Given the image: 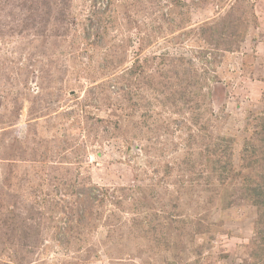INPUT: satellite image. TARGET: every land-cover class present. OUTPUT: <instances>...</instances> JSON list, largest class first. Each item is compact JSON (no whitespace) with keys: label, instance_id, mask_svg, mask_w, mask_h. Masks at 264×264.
<instances>
[{"label":"rangeland","instance_id":"1","mask_svg":"<svg viewBox=\"0 0 264 264\" xmlns=\"http://www.w3.org/2000/svg\"><path fill=\"white\" fill-rule=\"evenodd\" d=\"M250 8L238 41L231 26L220 37L222 22L205 43L183 33ZM138 47L145 71L170 78L177 57L195 61L211 90L203 140L229 138L235 172L251 160L264 0H0V264H264L263 193L252 203L231 185L227 206L196 193L202 208L177 198L181 161L204 143L191 109L172 100L174 79L158 85L163 97L123 98L114 65Z\"/></svg>","mask_w":264,"mask_h":264},{"label":"trees","instance_id":"2","mask_svg":"<svg viewBox=\"0 0 264 264\" xmlns=\"http://www.w3.org/2000/svg\"><path fill=\"white\" fill-rule=\"evenodd\" d=\"M237 1L240 2V0ZM232 8L233 6H231V9ZM248 10H250V12L248 11V15H246L244 11V16H238L235 20L230 19L231 22H229L230 13H228L219 17V21L215 20L213 23L215 26H210L211 24L208 22L203 23L201 30L198 28L199 31H196V28L190 27L189 24L188 27H190V30L183 31V33H186L187 35L190 33L193 35L197 34L199 36L197 37L198 42L200 43L203 41L205 43L207 40H209V38L217 33L215 27L216 25L220 24V22H222V28L219 32V35H221L220 37L227 35L225 33L229 26H231L232 28L236 29V31H238L234 35L230 34V36H232V39L236 37V40L238 41L246 31L247 25H249L251 21H255V14L251 8ZM228 23L229 25H227ZM185 27H187V25H183L182 29ZM233 41L234 40H229V42L226 43L227 49L232 48L233 44L237 43V41ZM141 49V47L137 48L135 53L136 58L130 65L124 66V61L119 59L114 65V69L115 67L118 68L120 65H122L119 73L117 74V79H119V81H117L118 83H123V89L121 90L123 98L124 95H126V98H131L134 95L131 90L135 88L138 90L135 93L136 95L139 93L142 95L146 94L148 91H154V98H157L159 95H164L163 90L159 88L158 85H163L165 80L170 81L174 79L175 84L177 83L179 88L176 91H171L173 95L172 100L175 98L176 93L178 100L180 101V107L182 106L183 108L191 109V122L198 127L195 136L201 135L200 138L203 140L205 135H202L201 129L203 131L208 129V126L205 125L206 122H204L206 119L204 111L205 108H207V105L210 104L209 97L211 96V90L210 88L208 91L204 90L203 85H200L204 77L201 73H199L200 71L196 67L195 61L189 57H185L184 55L177 57L175 59V61H177L176 65L173 64L171 66L176 67L173 71L175 78H170L169 76L166 77L164 74H162V72L155 74L154 72L152 73L145 71L143 66L146 64L145 62H148V58L145 56L142 59L138 58L137 52L141 51ZM178 64L180 65V70H177ZM163 77L166 78L162 82ZM205 80L206 79H204V82ZM141 82H143V86L141 85ZM170 86L173 85L171 84ZM136 106L137 103L132 104L131 108L135 109ZM258 119L261 123L259 124V129L256 133V146L255 148L249 150L247 149L248 145H246L243 149L242 159H246V161L249 159L251 160L247 161L244 167L240 166L238 168V172H235L234 168H232L231 140L229 138H225L224 136H219V134H215L214 136L211 134L209 136L210 142H205V140L201 141V143H204V149H200V147H198L195 154L191 153L194 156L188 157L186 153V156L181 162L187 165V167L181 169L180 173L178 174V177L181 179L182 183H180L178 186L179 188H177V194L179 195L177 198H189L195 202L197 208H202L203 206L199 203L201 200H197L195 198L197 195H193L199 193L198 195L200 196L202 195L201 193L207 192L208 196L206 199L204 198V200H206L204 201L205 203H213L214 201H218L222 206H227L229 203H231V201L228 199L229 195L227 193V188L236 184L241 188L242 195L245 198L249 199L252 203H256L254 199L256 191L258 190L260 194L263 193L264 195V111L261 116L258 117ZM246 153L248 154L247 156ZM196 156L200 159L198 164L194 162L196 160ZM187 163H191L192 166H189ZM244 168L246 169L245 172L243 170ZM252 178H260L261 183L255 182ZM214 194H216V198L213 196ZM142 197L144 199V196ZM262 205L264 206V200ZM178 213L179 212H175V215ZM173 219L175 218L169 217V219L166 221L167 227H172V222L174 221ZM198 220L204 219L198 216ZM207 228L208 227H206V230ZM256 234L259 244L264 247V224H261V228L256 231Z\"/></svg>","mask_w":264,"mask_h":264}]
</instances>
